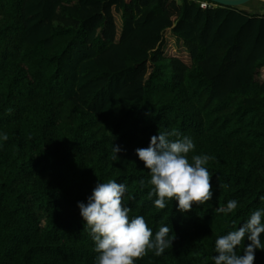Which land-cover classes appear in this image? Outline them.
Returning <instances> with one entry per match:
<instances>
[{
    "label": "trees",
    "instance_id": "trees-1",
    "mask_svg": "<svg viewBox=\"0 0 264 264\" xmlns=\"http://www.w3.org/2000/svg\"><path fill=\"white\" fill-rule=\"evenodd\" d=\"M161 131L190 137L189 158L214 157L212 199L188 213L155 208L139 185L150 177L135 149ZM0 135V264H94L77 203L108 180L126 184L130 216L175 235L136 264H213L216 238L264 208V14L204 0H0ZM231 199L237 209L219 212Z\"/></svg>",
    "mask_w": 264,
    "mask_h": 264
},
{
    "label": "clouds",
    "instance_id": "clouds-1",
    "mask_svg": "<svg viewBox=\"0 0 264 264\" xmlns=\"http://www.w3.org/2000/svg\"><path fill=\"white\" fill-rule=\"evenodd\" d=\"M0 139L6 141L8 137L0 135ZM111 148L113 159L117 160L121 148L113 144ZM194 149L190 137L168 131L152 136L146 148L135 149V156L150 177L147 182L139 181L140 188L151 186L148 198L155 208L165 209L169 202L175 201L178 212L188 213L193 205H202L212 199V174L206 165L214 157L193 154L189 158ZM126 193L125 183L97 182L86 202L77 203L79 215L94 244V264H136L148 251L162 255L175 239L168 223L153 233L143 216H130L131 209L124 204ZM237 207L238 201L231 199L218 211L229 214ZM262 234L264 208H256L239 227L216 238V254L211 257L213 264H254L256 251H264Z\"/></svg>",
    "mask_w": 264,
    "mask_h": 264
},
{
    "label": "rangeland",
    "instance_id": "rangeland-1",
    "mask_svg": "<svg viewBox=\"0 0 264 264\" xmlns=\"http://www.w3.org/2000/svg\"><path fill=\"white\" fill-rule=\"evenodd\" d=\"M261 1H264V0H261ZM259 1V2H261ZM241 8L249 13H260V14H264V5L256 2V0H252L244 5L241 6ZM162 72H163V75L166 77V78H169L170 75H171V72H170V68L168 67V65L166 63L164 64H161L160 66ZM44 219V218H42ZM42 225H43V221H42Z\"/></svg>",
    "mask_w": 264,
    "mask_h": 264
},
{
    "label": "water",
    "instance_id": "water-1",
    "mask_svg": "<svg viewBox=\"0 0 264 264\" xmlns=\"http://www.w3.org/2000/svg\"><path fill=\"white\" fill-rule=\"evenodd\" d=\"M204 1L211 2L223 7H240L252 0H204ZM256 1H261V0H256ZM261 2L264 3V1Z\"/></svg>",
    "mask_w": 264,
    "mask_h": 264
},
{
    "label": "built area",
    "instance_id": "built-area-1",
    "mask_svg": "<svg viewBox=\"0 0 264 264\" xmlns=\"http://www.w3.org/2000/svg\"><path fill=\"white\" fill-rule=\"evenodd\" d=\"M212 6H214V5L213 4H208V3H205V2L200 3V7L202 9H206V8L212 7Z\"/></svg>",
    "mask_w": 264,
    "mask_h": 264
}]
</instances>
